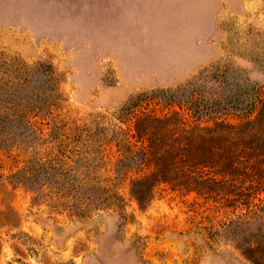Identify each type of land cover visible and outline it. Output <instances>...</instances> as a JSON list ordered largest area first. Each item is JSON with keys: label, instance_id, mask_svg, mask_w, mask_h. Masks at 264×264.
Instances as JSON below:
<instances>
[{"label": "rangeland", "instance_id": "1", "mask_svg": "<svg viewBox=\"0 0 264 264\" xmlns=\"http://www.w3.org/2000/svg\"><path fill=\"white\" fill-rule=\"evenodd\" d=\"M256 98L264 0H0V264H253L231 209L168 185L141 208L130 185L139 117L239 124ZM51 157L103 202L26 180Z\"/></svg>", "mask_w": 264, "mask_h": 264}, {"label": "trees", "instance_id": "2", "mask_svg": "<svg viewBox=\"0 0 264 264\" xmlns=\"http://www.w3.org/2000/svg\"><path fill=\"white\" fill-rule=\"evenodd\" d=\"M257 104L256 116L239 124L189 126L177 113L139 117L135 132L146 143L144 160L152 169L131 182L130 193L143 208L160 185H168L231 209L240 227L254 228L244 254L253 264H264V100ZM68 169L63 159L51 157L35 160L22 174L37 186L40 177V185L53 186L62 204L70 200V211L83 215L103 201L90 185L94 178L71 175Z\"/></svg>", "mask_w": 264, "mask_h": 264}]
</instances>
